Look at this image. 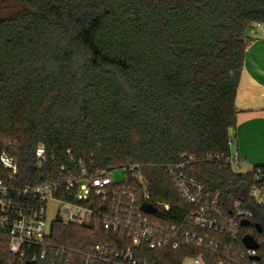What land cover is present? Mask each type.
I'll return each mask as SVG.
<instances>
[{
	"label": "trees",
	"instance_id": "trees-1",
	"mask_svg": "<svg viewBox=\"0 0 264 264\" xmlns=\"http://www.w3.org/2000/svg\"><path fill=\"white\" fill-rule=\"evenodd\" d=\"M17 1L22 10L0 21V156L16 159L14 185L51 178L53 163L36 166L39 144L57 157L71 150L96 169L136 165L152 201L169 204L167 221L176 224L191 208L164 167L185 154L195 158L194 179L218 195L224 212L237 203L253 212L243 236L264 228V208L249 198L252 175L222 164L231 153L250 32L264 26V0ZM8 176L0 163V180ZM112 240L98 228L54 222L49 241L90 248ZM199 255L218 264L214 252L189 246L146 250L144 258L182 264ZM0 264H18L2 238Z\"/></svg>",
	"mask_w": 264,
	"mask_h": 264
},
{
	"label": "built area",
	"instance_id": "built-area-1",
	"mask_svg": "<svg viewBox=\"0 0 264 264\" xmlns=\"http://www.w3.org/2000/svg\"><path fill=\"white\" fill-rule=\"evenodd\" d=\"M257 24L250 34L257 35ZM223 159V167L239 175H252L249 198L255 207L264 208V165L250 167L233 152ZM179 163L164 167L181 200L191 208L179 223L170 224L169 204L154 202L140 167H124L123 180L114 184V169H96L75 160L72 151L62 156L49 155L43 144L36 149L37 168L54 164L51 178L35 187L14 185L16 159L0 156L2 168L9 173L0 180V238L18 264H158L144 258L148 251L180 252L185 247L214 252L218 264H264V228L258 234L243 236L244 223L250 225L253 212L237 203L229 213L194 179L190 167L195 158L181 155ZM55 207L48 220V207ZM150 206L154 213L144 210ZM54 222L88 229H100L112 241L78 248L51 243ZM243 236V237H242ZM250 239L253 243L248 246ZM205 264L203 255L186 258L182 264Z\"/></svg>",
	"mask_w": 264,
	"mask_h": 264
},
{
	"label": "crops",
	"instance_id": "crops-1",
	"mask_svg": "<svg viewBox=\"0 0 264 264\" xmlns=\"http://www.w3.org/2000/svg\"><path fill=\"white\" fill-rule=\"evenodd\" d=\"M250 35L237 89L233 152L248 166L264 165V26Z\"/></svg>",
	"mask_w": 264,
	"mask_h": 264
},
{
	"label": "rangeland",
	"instance_id": "rangeland-1",
	"mask_svg": "<svg viewBox=\"0 0 264 264\" xmlns=\"http://www.w3.org/2000/svg\"><path fill=\"white\" fill-rule=\"evenodd\" d=\"M22 10L21 4L17 0H5L0 2V21L13 17L15 14L19 13ZM256 31H259L260 28H256ZM253 38H256V35L250 34ZM125 171L123 168L114 169L111 173V180L114 184L119 183L123 180ZM56 209L53 206L48 207V220H51L54 217ZM248 242V241H247ZM184 264H191L190 261H186Z\"/></svg>",
	"mask_w": 264,
	"mask_h": 264
},
{
	"label": "water",
	"instance_id": "water-1",
	"mask_svg": "<svg viewBox=\"0 0 264 264\" xmlns=\"http://www.w3.org/2000/svg\"><path fill=\"white\" fill-rule=\"evenodd\" d=\"M144 210H145L146 212H149V213H154V209H153L152 207H150V206H146V207H144Z\"/></svg>",
	"mask_w": 264,
	"mask_h": 264
}]
</instances>
